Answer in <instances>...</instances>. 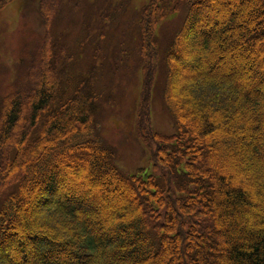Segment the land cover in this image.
<instances>
[{
    "label": "trees",
    "instance_id": "trees-1",
    "mask_svg": "<svg viewBox=\"0 0 264 264\" xmlns=\"http://www.w3.org/2000/svg\"><path fill=\"white\" fill-rule=\"evenodd\" d=\"M8 1L0 0V12ZM63 2L36 0L44 25L39 58L0 102V264H216L213 257L217 264H264V226L245 217L255 213V198L264 202L258 193L264 189V0H148L131 10L112 48L110 29L131 8L129 0H82L89 8L70 41L52 28ZM181 10V26L162 56L160 22ZM228 37L234 39L229 50L222 45ZM242 46L256 60L254 82L248 66L235 76L215 70L217 55L229 57ZM160 59L173 133L146 130L150 114L142 107L141 136L156 142L152 168L127 174L97 130L107 96L104 71L112 61L129 82L140 71L148 91ZM183 67L190 73L178 79ZM33 88L30 99L26 92ZM204 109L224 117L216 122L201 114ZM230 122L238 124L227 128ZM219 149L225 159L233 151L253 155L247 165L257 190L224 189ZM104 181L127 191L128 205L96 211L100 200L91 193L105 188ZM221 214L246 226L231 222L224 230Z\"/></svg>",
    "mask_w": 264,
    "mask_h": 264
},
{
    "label": "rangeland",
    "instance_id": "rangeland-1",
    "mask_svg": "<svg viewBox=\"0 0 264 264\" xmlns=\"http://www.w3.org/2000/svg\"><path fill=\"white\" fill-rule=\"evenodd\" d=\"M72 1L64 0L63 3L66 5L59 12V19H55V24L54 22L52 23L54 33L68 38V41L81 33L86 11L89 8L84 2L82 3V0H80V3L77 1L74 8V2ZM246 1L241 0L243 3ZM147 2L148 0H129V6L131 8L128 7L125 13L120 16V20L110 29L109 34H111L112 40L110 41L109 48H112L115 43L116 35L120 29L132 18L131 10L135 9L137 11ZM98 3L101 2L98 1ZM249 14L253 16L255 11L252 10ZM183 16L184 12L181 10L174 18L169 17L167 20L160 22L158 40L160 54L162 56L165 52L167 42L171 40L176 30L181 26ZM93 19L96 21L92 24L95 27L98 22V17L94 15ZM47 28L49 29V18ZM43 35L44 25L39 21L36 0H9L4 4L0 12V102L7 89L16 81L25 79L27 66L29 64L32 65L38 60L39 55L37 50L42 43ZM233 40L232 37H228L223 41L222 45L227 46L229 50L233 45ZM251 49L255 50L256 48L252 47ZM190 50L191 44L188 43L184 46V54L187 62L191 60ZM230 54L229 57H226L222 53L216 56L215 70L217 72L227 74L229 71H235L233 74L235 76L239 70H243L244 67L248 66L251 70V82L259 78L258 73L254 70L256 60L253 58V53L249 48L247 49L242 46L235 51H231ZM224 62H227L228 65H225ZM111 63L112 61L104 71L106 81L105 93L107 96L104 97L105 99H103L102 107L98 113L100 126L97 130L102 142L116 152V163L123 172L133 174L139 169L150 170L152 168V161L149 153L156 150V142L154 137L150 138L151 136L148 134L149 138L141 136L138 121L141 123L142 119H139L137 113L143 108L146 109V112L149 110L150 116L146 121L147 125L144 126L146 130L152 131L153 129L164 135L173 133L171 112L163 97V87L166 82L167 72L165 71L162 59H160L155 74H153L154 70L151 72V83L147 91V86H145L146 79L143 81L144 77L140 71L137 73V77L134 79V76H132V80L129 82L122 77L124 71L118 70L114 65L112 67ZM109 70L112 72L110 76L108 74ZM187 73H190L187 68H179L176 71V77L179 79L183 74ZM33 91L34 88L28 90L26 96L31 99L33 97ZM144 93L145 96H143ZM201 114L208 115L216 122L218 120L221 121L224 117L223 114L205 109L201 111ZM238 122H230L225 126L227 128H235ZM194 125L198 129L202 127L201 123H194ZM256 136L257 130L252 128L250 138H255ZM2 137L3 134H0V138ZM9 138L18 141L17 136L13 134L9 135ZM261 144L264 149V134L261 135ZM223 146H225L224 143ZM217 154L220 169L223 172L222 175L227 180L225 190L234 188L243 191L247 189L257 190L249 179L251 175L253 176V172L248 168V165L254 160L251 153L233 151V156L227 159L223 157L224 153L222 149H219ZM79 155L82 158L83 154L81 152ZM223 159L225 160L223 161ZM80 182L84 183L82 180ZM217 185L219 187V183ZM103 187L105 188L101 186V190L93 189L91 193L92 198H110V200L105 204H96V211L101 206L104 207V205V208L109 211H117L120 207L128 205L131 195L127 191L116 189L111 181H104ZM258 190L260 192H256L264 197V189ZM257 199L259 198L254 199L255 205L251 209V212L255 213L250 215L251 213L248 212L245 217L258 220L264 226V209H260V206H264V202ZM104 208L101 209L104 211ZM26 213L32 216L33 211L29 208ZM261 215L262 217H260ZM220 217L222 222L221 228L224 230H230L229 223L231 222L236 228L246 226V222L241 220L240 217L223 214ZM223 247L227 251L225 245ZM212 260L216 264L218 263L215 257ZM227 261L226 259L225 264H229Z\"/></svg>",
    "mask_w": 264,
    "mask_h": 264
},
{
    "label": "bare ground",
    "instance_id": "bare-ground-1",
    "mask_svg": "<svg viewBox=\"0 0 264 264\" xmlns=\"http://www.w3.org/2000/svg\"><path fill=\"white\" fill-rule=\"evenodd\" d=\"M70 167L71 165H68V167L66 166L64 170L66 171L67 168L69 169ZM99 200H100L99 203L105 204L108 200H110V198H102V199L100 198Z\"/></svg>",
    "mask_w": 264,
    "mask_h": 264
}]
</instances>
